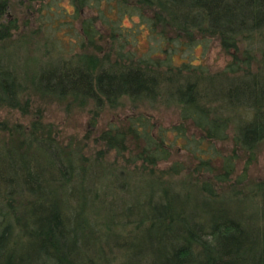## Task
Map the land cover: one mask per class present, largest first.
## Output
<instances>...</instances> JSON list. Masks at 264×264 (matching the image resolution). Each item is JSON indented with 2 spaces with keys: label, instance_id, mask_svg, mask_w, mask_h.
Returning a JSON list of instances; mask_svg holds the SVG:
<instances>
[{
  "label": "trees",
  "instance_id": "trees-1",
  "mask_svg": "<svg viewBox=\"0 0 264 264\" xmlns=\"http://www.w3.org/2000/svg\"><path fill=\"white\" fill-rule=\"evenodd\" d=\"M71 1L74 13L53 7L47 12L69 14L72 19L61 22L74 23L80 7L98 6L106 32L91 17L83 23L85 32L73 25L72 42L82 47L87 37L103 40L102 55H56L32 68L4 44L16 26L2 20L10 4L0 0V102L19 107L28 86L59 98L92 100L96 107H116L125 97L165 96L204 137L225 138L232 128L246 149L264 140V59L253 65L257 51L264 56V0ZM125 15L134 29L120 24ZM146 26L156 44L142 51L135 42ZM196 32L217 35L226 49L247 42L244 60L235 55L227 65L230 77L217 80L188 60L173 63L175 53L192 46ZM129 120L127 128L110 126L101 139L124 153L129 135L142 138L138 160L156 163L167 151L165 131L156 139L148 117ZM26 145V152L0 147V264H264V209L252 216L242 204L228 206L211 182L199 186L208 193L199 198L198 189L177 192L153 175L135 178L112 166L85 165L44 136H31Z\"/></svg>",
  "mask_w": 264,
  "mask_h": 264
},
{
  "label": "rangeland",
  "instance_id": "rangeland-1",
  "mask_svg": "<svg viewBox=\"0 0 264 264\" xmlns=\"http://www.w3.org/2000/svg\"><path fill=\"white\" fill-rule=\"evenodd\" d=\"M127 1L133 4L135 0ZM9 4L2 20L13 22L16 28L4 40V44L15 50L20 63L30 60L34 68L56 55L74 57L83 52L99 54V45L103 40H100L101 43L98 39L90 42L87 37L82 47L72 42V39L77 38L73 25L80 33L85 32L83 23L91 17L96 27L106 32L103 19L99 18L98 6L80 7L81 14L74 18V23H66L61 21L72 19L69 14L54 15L55 11L48 13L47 10L53 7L61 13H74L75 7L71 0H9ZM100 7L104 9L106 5L102 2ZM143 9L154 15L153 8ZM111 16L117 18L115 13H111ZM134 20L139 21V17L135 15ZM120 24L135 28L129 15H125ZM158 27L163 29L165 24L160 23ZM147 32L146 26L145 32L135 42L142 51L151 50L156 44L152 38L150 40ZM167 32L172 34L168 28ZM193 40L187 50L182 49L172 56L173 63L181 64L188 60L194 65L203 66L205 74L217 80L230 77L226 71L228 63L235 55L240 57L239 60H244V50L248 47L247 42L241 39L238 49H226L219 37L210 33L196 32ZM262 59L263 54L257 51L253 59L254 67ZM163 98L132 101L125 97L116 107L109 104L96 107L92 100L81 102L72 97L59 98L38 93L28 86L21 95L19 107L0 102V147H15L26 152V139L44 136L58 144L64 153L71 154L85 165L99 163L98 167L112 166L135 178L153 175L161 178L166 187L173 186L177 192L198 189L197 197L208 194L200 192L199 186L209 181L219 197L227 200L228 206L233 208L242 204L240 207L252 216L259 208L264 209V140L254 148L246 149L238 143L232 128L225 138L204 137L192 121L181 117L178 103ZM138 115L150 119L151 126L148 129L154 138L160 139V131H165L162 141L167 151L162 152L156 163L138 160L137 153L146 143L142 138L128 134L130 139L124 153H118L101 139L102 132L110 126L127 128L130 117ZM180 133L184 136H178ZM198 141L201 142L196 145ZM133 177L132 182L135 180Z\"/></svg>",
  "mask_w": 264,
  "mask_h": 264
}]
</instances>
